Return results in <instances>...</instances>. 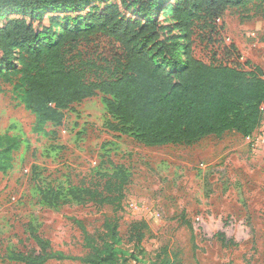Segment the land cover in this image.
Here are the masks:
<instances>
[{"label": "rangeland", "instance_id": "1", "mask_svg": "<svg viewBox=\"0 0 264 264\" xmlns=\"http://www.w3.org/2000/svg\"><path fill=\"white\" fill-rule=\"evenodd\" d=\"M113 2L125 11L121 0ZM92 5L93 11L105 6ZM62 17L54 26L57 31L67 25ZM26 19L39 30L51 24L49 14L41 23ZM159 22L170 24L166 13H160ZM192 38L193 54L208 63L264 69V0L228 8L214 30L199 24ZM79 49L101 67L86 70L89 80L110 77L124 56L118 42L100 35ZM15 85L16 79L0 78V135L22 141L12 167L0 172V264H25L11 253L39 249L31 227L56 251L88 255L74 218L101 243L105 219L114 217V210L79 203L68 190L102 187L115 165L129 175L117 213L121 264H264V120L250 138L233 131L193 145L146 146L107 127L114 119L99 93L66 109L61 125L50 122L36 132V116L24 105L23 89ZM40 187L63 192L58 207L42 200ZM137 221L148 225L140 243L131 233ZM219 231L233 244L224 246L215 236ZM45 264L88 263L53 259Z\"/></svg>", "mask_w": 264, "mask_h": 264}, {"label": "trees", "instance_id": "2", "mask_svg": "<svg viewBox=\"0 0 264 264\" xmlns=\"http://www.w3.org/2000/svg\"><path fill=\"white\" fill-rule=\"evenodd\" d=\"M110 1L0 0V21H4L0 25V78L6 82L16 79L15 88L23 89L24 105L36 116V132L44 131L50 122L61 125L71 105L102 93L114 119L107 127L146 146L193 145L233 131L243 137L254 135L264 120V69L197 58L192 35L199 24L214 30L228 8L256 0H121L133 16ZM98 2L104 3V8L91 10ZM160 13H166L169 25L160 24ZM47 14L51 24L41 30L26 19L41 23ZM61 17L67 25L57 31L54 26ZM99 35L118 42L124 56L110 77L89 80L86 70L101 67L85 59L79 45ZM21 144L19 137L0 135V172L12 167L13 153ZM115 168L102 187L68 190L71 199L79 203L111 205L114 210V217L105 219L101 243L74 218L88 255L56 251L49 239L31 227L39 249L12 252L10 257L25 264H45L53 259L121 264L116 250L117 213L123 208L129 175L123 166ZM40 190L45 203L59 206L61 190ZM146 228L145 221L133 223L136 243L143 240ZM215 236L224 246L234 242L223 231Z\"/></svg>", "mask_w": 264, "mask_h": 264}, {"label": "built area", "instance_id": "3", "mask_svg": "<svg viewBox=\"0 0 264 264\" xmlns=\"http://www.w3.org/2000/svg\"><path fill=\"white\" fill-rule=\"evenodd\" d=\"M248 138H250V137H248ZM133 206H135V205H133Z\"/></svg>", "mask_w": 264, "mask_h": 264}]
</instances>
